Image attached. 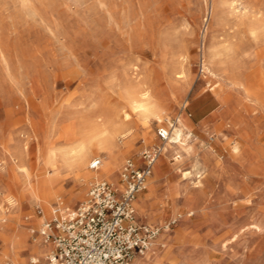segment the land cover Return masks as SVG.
Listing matches in <instances>:
<instances>
[{
	"label": "rangeland",
	"instance_id": "1",
	"mask_svg": "<svg viewBox=\"0 0 264 264\" xmlns=\"http://www.w3.org/2000/svg\"><path fill=\"white\" fill-rule=\"evenodd\" d=\"M210 1L0 0V210L29 220L44 215L41 206H31L25 177L13 172L10 153L18 147L30 150L26 169L35 178L52 147L60 153L81 136L91 138L98 124L118 122L125 109L134 140L125 163L159 143L158 128L171 126L183 114L206 172L201 180L184 176L192 169L190 160L180 171L174 155L161 165L163 154L156 163L163 177L137 196L150 208L141 223L160 233L161 225L169 224L174 234L171 254L162 264H264V41L256 43L226 4L214 26V41L248 43L239 47L246 57L240 78L244 87L233 85L228 73L219 79L204 72ZM178 73L184 78L177 80ZM140 89L162 99L167 109L163 122L152 125L150 143L142 141V116L128 107L129 93ZM218 90L226 91V103L217 98ZM73 136L78 138L73 141ZM62 183L77 193L87 189L74 203L63 196L71 208L86 199L92 186L72 177ZM169 185L180 187L182 194ZM190 205L197 211L175 220L186 216ZM38 236L33 232L29 240ZM29 252L23 255L31 264ZM8 262L3 258L2 264Z\"/></svg>",
	"mask_w": 264,
	"mask_h": 264
},
{
	"label": "bare ground",
	"instance_id": "2",
	"mask_svg": "<svg viewBox=\"0 0 264 264\" xmlns=\"http://www.w3.org/2000/svg\"><path fill=\"white\" fill-rule=\"evenodd\" d=\"M226 4L230 5L236 19L239 20L238 25L240 26L242 24L246 26L247 30L257 43L260 40L264 41V1L211 0L207 5V14L204 21V53L202 60L204 72L219 79L221 78L220 74L223 72L228 73L233 80V85L244 87L240 78L246 70L243 65L246 57H244L245 59L242 57L239 47L242 48L243 44L248 43H242L241 40H224L226 41L224 44L218 45L214 41L215 39L217 40L214 35V26L220 21V14H222L220 12ZM208 36L209 42L206 44L205 40ZM249 44L251 46V43ZM262 47L264 46L261 45V48ZM181 59L183 58L181 57ZM181 59L179 62H182ZM181 69L180 72L185 71V69L182 71ZM176 76V79L178 80L184 75L182 73H178ZM225 79L227 80L228 78L226 77ZM225 92H223V90H218L216 92L217 97L222 104L227 102ZM250 96L252 97V94ZM128 107L131 108L134 113L136 112L137 116L138 114L142 116L143 124L146 129V131L143 132L144 134L142 133V141H144V143H150L154 137L152 133V125L155 121L162 123L163 117L167 114L164 101L156 97L148 89H140L129 93ZM130 117V112L124 109L118 122L114 121L98 124L93 129L91 138H84V136H81L82 138L77 140L75 143L72 144L70 142L72 144L71 147L67 149L62 148L61 150L63 151L60 153L56 150H52L56 149L52 147L46 156L45 169L40 173V175H36L35 178L34 175L26 169V162L28 157L31 155L29 153L30 150L28 151L27 147L22 145L18 147V151L10 153V162L12 163L13 172L25 177V182L27 183L26 194L30 197L31 206H41L44 210V215L29 220L31 216L22 219L18 213L9 212L5 208L0 210V243L2 246L0 249V264H2L3 258L11 259L14 264H29V258L26 257L27 255H23L26 251H30L31 255L33 254L30 261L32 259H46L49 257L53 250V244L51 245L50 243H46L39 232L43 229L45 221L51 216V212L54 207L53 201H63V203L67 205V203L63 200V196H67L69 198V202L74 203L75 198L83 196L87 191L86 189L83 192L77 193L75 189H71L70 191L67 190L62 183L66 177H72L76 182L82 181L83 183L81 186H86V188L89 185H93L96 181L108 180L117 191L120 192L123 190V185L120 181L118 182V179L120 178L119 174L121 173V168L123 167L122 165L124 163L123 161L125 155H127L134 146L133 135H130L133 129L131 122L129 121ZM177 120V123L172 127L170 139L166 143L163 150V158L159 162L162 165V161H167L171 155H174L176 162L173 164L176 166L175 168H180L184 164V161L190 160L192 169L187 171L186 168V172H183V175H197V177L201 180L203 174L206 172V161L202 157H199L197 152V138L193 137L194 135L191 127L187 123L186 117L183 114H181L180 118L178 117ZM136 123L137 122L134 124ZM83 132H81V134ZM76 137L73 136L71 139L75 141ZM94 148H96V150ZM94 155H96L97 159H101V165L98 169L89 170V167H91L93 162H91V159ZM179 170L183 171L181 168ZM163 174L162 167L157 164L153 176H151L146 183L145 189L152 190L155 184L163 177ZM200 180H198L197 183L200 184ZM183 188L185 187L183 186ZM169 189L176 195L180 193L182 194L183 192H181L182 189L177 186L172 187L169 185ZM134 206L136 215L140 222V218L145 219L148 217L150 208L145 205V201L142 198H136L134 200ZM188 208L187 213H185L187 214L186 216L180 214L177 218H175V220L178 219V217L185 218L186 220L188 216L193 215L197 211V208L194 205H190ZM32 226L37 227V230L30 228ZM149 226L153 225L149 224ZM161 227H165L163 232L160 233L159 237L153 242V245L145 253V255L137 256L129 264H162L164 259H168L171 254L174 234L171 235L172 231L169 230V224L161 225ZM36 231L39 235L38 238L35 240L31 239L33 241H30V234L33 232L35 233Z\"/></svg>",
	"mask_w": 264,
	"mask_h": 264
},
{
	"label": "built area",
	"instance_id": "3",
	"mask_svg": "<svg viewBox=\"0 0 264 264\" xmlns=\"http://www.w3.org/2000/svg\"><path fill=\"white\" fill-rule=\"evenodd\" d=\"M176 123L159 127V143L144 149L138 160L126 159L119 178L122 191L108 180H99L78 206L55 203L39 232L53 250L46 259H32L31 264H129L145 255L161 229L137 219L134 200L145 189ZM100 165L101 159H95L91 169Z\"/></svg>",
	"mask_w": 264,
	"mask_h": 264
},
{
	"label": "crops",
	"instance_id": "4",
	"mask_svg": "<svg viewBox=\"0 0 264 264\" xmlns=\"http://www.w3.org/2000/svg\"><path fill=\"white\" fill-rule=\"evenodd\" d=\"M218 98V97H217ZM220 101V100H219ZM154 170H155V168H154ZM120 176V175H119ZM118 182H119V180H118ZM138 199V198H137ZM52 245V244H51ZM52 248H53V245H52ZM12 262V261H11Z\"/></svg>",
	"mask_w": 264,
	"mask_h": 264
}]
</instances>
